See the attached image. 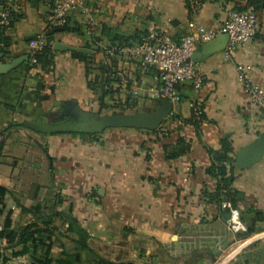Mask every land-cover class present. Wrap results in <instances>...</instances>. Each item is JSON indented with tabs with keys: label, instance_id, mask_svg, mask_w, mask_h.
Listing matches in <instances>:
<instances>
[{
	"label": "crops",
	"instance_id": "obj_1",
	"mask_svg": "<svg viewBox=\"0 0 264 264\" xmlns=\"http://www.w3.org/2000/svg\"><path fill=\"white\" fill-rule=\"evenodd\" d=\"M88 1L101 25L96 39L77 15L68 29L50 32L42 0L23 3L0 33V229L6 223L15 234L10 244L0 240V252L20 250L32 232L24 245L55 264H264V150L249 166L239 157L264 135V118L235 72L242 64L264 90V0ZM247 8L257 15L255 36L231 59L221 33L196 45L202 85L179 84L177 103L157 96L151 69L99 48L133 44L151 25L178 41L197 26L217 30L228 10ZM39 32L49 52L32 64L27 43ZM143 114L157 125L130 124ZM177 143L186 150L170 157L165 147ZM223 146L231 158L227 201L245 233H232L221 203L202 198L215 186L211 151Z\"/></svg>",
	"mask_w": 264,
	"mask_h": 264
},
{
	"label": "built area",
	"instance_id": "obj_2",
	"mask_svg": "<svg viewBox=\"0 0 264 264\" xmlns=\"http://www.w3.org/2000/svg\"><path fill=\"white\" fill-rule=\"evenodd\" d=\"M28 1L30 0H1L0 27H9L12 19L20 13L23 3ZM42 1L49 7L48 28H60L72 15H77L84 25L85 35L91 39L99 36L101 25L93 16L88 0ZM257 28L258 19L253 10L249 8L228 10L217 30L197 26L192 32L174 41L162 27L151 25L133 44L116 45L99 42V48L109 57L124 56L135 60L141 69H151L154 73L157 96L177 103L180 100L179 84L186 83L193 90L200 89L202 85V74L192 61V53L196 45L211 40L217 33L225 34L227 41L223 56L225 59H231L236 47L248 43L255 36ZM45 44L43 32L36 33L29 39L27 46L30 63H36L34 54L41 51ZM235 72L248 102L264 118V90L248 75L242 64L235 65ZM220 206L228 212L226 220L228 229L235 234L245 233L247 227L241 220L239 211L226 200L222 201ZM214 264L224 263L222 259H217Z\"/></svg>",
	"mask_w": 264,
	"mask_h": 264
},
{
	"label": "trees",
	"instance_id": "obj_3",
	"mask_svg": "<svg viewBox=\"0 0 264 264\" xmlns=\"http://www.w3.org/2000/svg\"><path fill=\"white\" fill-rule=\"evenodd\" d=\"M239 10H245V9H239ZM253 10V9H251ZM69 21L63 25L60 28H49V31H55L56 29H62L66 30L68 29ZM5 29V27H0V33ZM143 35V34H142ZM47 36H45L46 44L43 47V49L39 52H36L34 54V58L36 60V64H42L44 61V56L49 52V47L47 45ZM140 38V37H139ZM138 38V39H139ZM113 44V43H112ZM123 43H118L116 45H121ZM105 82L102 84L103 93H108L111 91L110 88L105 89ZM195 112V113H194ZM193 114L194 116H198V111L194 110ZM193 123L196 124L197 121L193 120ZM166 146L165 150L170 152V157H177L183 152H185L186 148L184 146ZM230 149L226 146L221 147L219 150L211 151V158L212 162L210 166L207 169L208 176L213 179L215 182V186L213 191L209 192L208 190H203L202 192V198L205 202H211L215 201L217 204H220L222 200H229L230 199V193L228 191V186L232 180L230 175L231 170V158L229 156ZM226 190L225 193H222V191ZM6 192V189L3 186H0V203L2 201V197L4 196ZM227 197V198H225ZM224 198V199H223ZM230 201V200H229ZM233 206V205H232ZM7 224L5 223L1 229H0V240L5 238L7 244L12 243L15 234L12 231H9L6 229ZM78 232L80 233V241L82 245L85 246V232H82L78 229ZM33 235L32 232H29L27 234H23V236L20 239V244H22L20 250H11L9 253L0 252V260L2 264H55L54 260L49 256L46 255L43 258H37L35 256V251L33 248H29L28 246L24 245L25 241L28 238H31ZM98 264H114L112 262H108L105 260H99L97 262Z\"/></svg>",
	"mask_w": 264,
	"mask_h": 264
},
{
	"label": "water",
	"instance_id": "obj_4",
	"mask_svg": "<svg viewBox=\"0 0 264 264\" xmlns=\"http://www.w3.org/2000/svg\"><path fill=\"white\" fill-rule=\"evenodd\" d=\"M223 35L226 37V41H227V36L225 34H223ZM212 41H213V39L207 41L206 46L211 44ZM164 100H167V99H164ZM167 112H168V107L166 104V105H164L162 116L165 117ZM113 123L117 124V125H122V124H124V121L121 118L115 117V118H113ZM157 123H158V121L155 118V116L145 115V114L135 116L130 122L131 125L136 126V127H149V128H154L157 125ZM263 150H264V135H262V137L253 146L252 149L241 151L239 154V157L243 161L244 166H249V165L254 164L257 161H259V159L263 153Z\"/></svg>",
	"mask_w": 264,
	"mask_h": 264
}]
</instances>
